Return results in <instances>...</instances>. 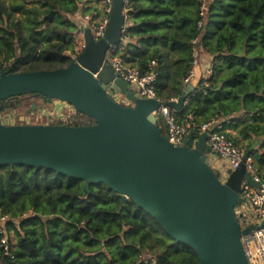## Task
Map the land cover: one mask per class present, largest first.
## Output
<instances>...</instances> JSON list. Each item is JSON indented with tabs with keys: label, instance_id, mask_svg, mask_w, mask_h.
Wrapping results in <instances>:
<instances>
[{
	"label": "trees",
	"instance_id": "obj_1",
	"mask_svg": "<svg viewBox=\"0 0 264 264\" xmlns=\"http://www.w3.org/2000/svg\"><path fill=\"white\" fill-rule=\"evenodd\" d=\"M102 1L0 0V73L70 65L81 52L76 18L98 16ZM127 11L114 54L141 75L155 74L166 103L181 96L198 40L212 74L171 114L179 124L218 121L245 152L262 141L249 158L264 182V0H128ZM94 122L79 113L70 125ZM157 125L165 135L163 120ZM0 209L9 218L0 223V264H200L192 247L102 183L87 191L84 181L51 169L0 165Z\"/></svg>",
	"mask_w": 264,
	"mask_h": 264
},
{
	"label": "water",
	"instance_id": "obj_2",
	"mask_svg": "<svg viewBox=\"0 0 264 264\" xmlns=\"http://www.w3.org/2000/svg\"><path fill=\"white\" fill-rule=\"evenodd\" d=\"M125 7V0H112L99 40L89 26L80 27L84 49L67 67L0 73V103L7 108L10 98L35 94L66 102L95 121L80 126L0 124V165L51 169L84 181L87 191L90 183H102L144 209L175 241L192 247L200 264H248L242 236L257 227L242 229L235 210L245 203L242 182L260 184L244 163L228 168L224 181L218 177L208 159L214 127L199 136L190 132L182 145L170 143L151 115L160 102L138 97L108 66L106 54L124 38ZM191 91L187 85L165 105L179 111ZM36 108L33 104L27 114ZM261 142L254 141L244 161Z\"/></svg>",
	"mask_w": 264,
	"mask_h": 264
},
{
	"label": "built area",
	"instance_id": "obj_3",
	"mask_svg": "<svg viewBox=\"0 0 264 264\" xmlns=\"http://www.w3.org/2000/svg\"><path fill=\"white\" fill-rule=\"evenodd\" d=\"M102 3H104L106 7L105 16H97L96 12L94 14H88L85 16L87 20L86 24L91 28L96 40L104 37L105 30L109 23V13L112 6V0H103ZM125 4V12L127 13L128 0H125ZM127 26L128 15L126 16V25L123 29L124 35ZM197 42L198 40L194 41V52L196 57L193 62V68L185 80V87L190 84V81L194 76V68L199 64L197 57L199 50L197 47ZM115 49L116 48H112L106 54L105 62L115 72L118 78L127 82L134 90H136L138 97L160 102V107L156 111L152 112L151 115L154 117L156 123L159 120H163L165 136L170 143H172L174 146L182 145L190 132H194L196 136H199L200 134L208 132L212 127H214V131L209 134L207 141V144L213 151V154L216 155L220 160L224 161L227 167L230 169H237L242 163H244L246 165L247 172L250 173L253 180L260 184V187L256 188L245 180L242 182L240 196L245 199V203L237 208L235 212L242 229L252 225L257 227L249 234L242 236V245L248 260V264H264V226H260L261 223L264 222V183L259 176L256 167L253 165L252 160L249 158L247 161H244L245 151L236 145L232 138L228 136L227 132L223 130L222 125L218 121L206 123L202 126H196L190 122L183 124L177 123L171 114V108L167 107L165 105L166 102L158 98L156 94L154 87L156 82L155 74L150 73L141 75L138 70L126 65L118 55H115ZM211 74L212 62L210 67L207 68L206 75L203 79H207L209 76H211ZM113 97L119 102L123 103L125 101L122 99V96L114 95ZM54 101L59 104L55 106L56 111H60L56 112V117H54L50 112L46 114V108L37 109L36 112L33 111L28 114L37 115L38 117L39 114H41L39 118H35V124H43L44 122L41 121L44 119V117H51L53 119L49 124L61 122L62 124L70 125L71 123L77 121L79 112L72 105L60 100ZM46 121H48V119ZM45 124L47 123L45 122ZM8 219V216L3 215L0 209V223L2 224L3 228ZM1 243L4 246V250L8 252L9 247L7 239L3 238Z\"/></svg>",
	"mask_w": 264,
	"mask_h": 264
},
{
	"label": "rangeland",
	"instance_id": "obj_4",
	"mask_svg": "<svg viewBox=\"0 0 264 264\" xmlns=\"http://www.w3.org/2000/svg\"><path fill=\"white\" fill-rule=\"evenodd\" d=\"M81 36V38H80ZM79 40H78V51H82L84 49V40H83V36L80 33L78 36ZM202 52L200 51V49L198 50L197 53V57L199 59L200 54ZM35 101L38 102V104L34 103ZM124 105H127V102L124 101L123 102ZM31 104V105H30ZM33 104H36L37 109H43L46 108L47 112L46 114H48L49 112L52 113V115L54 117H56V112H60V111H56L55 106L59 105L57 102H55L54 100L51 101H41L38 100L36 98V96H28L26 98L23 99H17V100H9L8 101V105L9 107L3 110V107H5L4 103H0V124H4V125H19V124H30V125H42V124H35V118H39L41 116V114H39V117L37 115H28L27 112L31 110V107ZM30 105V106H29ZM35 110V112H36ZM31 113V112H30ZM29 113V114H30ZM48 119V121H46ZM53 120L51 117H44V119L41 122H44V125H48L50 123V121ZM45 122L47 124H45ZM209 160H210V166L214 169L215 166H217L216 164H218V168H215L214 170L217 172L219 178L224 181V179H226L227 175H226V171L228 169L227 166H224L220 163V161H212L213 160V156L212 154L209 155ZM219 164L221 166V169L219 168Z\"/></svg>",
	"mask_w": 264,
	"mask_h": 264
},
{
	"label": "crops",
	"instance_id": "obj_5",
	"mask_svg": "<svg viewBox=\"0 0 264 264\" xmlns=\"http://www.w3.org/2000/svg\"><path fill=\"white\" fill-rule=\"evenodd\" d=\"M95 7L98 10V13L101 17L106 15V7H105L104 3L96 4ZM85 16L86 15L79 14L76 18L81 23L82 26H87V24H86L87 20H86ZM80 38H81V36H80ZM198 60H199V64L197 67L194 68V76L192 77L190 84H189V85H191L192 90L195 89L198 86V84L200 83V81L205 77L206 70H207V68L210 67V64L212 62V58L209 55L205 54L204 52H202L200 54V57ZM122 99H124V98H122ZM127 104H128V102H127ZM212 156H213V160H212L213 162L219 160L220 163L223 165V167L227 166L226 163L224 161L220 160L216 155L212 154ZM208 159H209V156H208ZM209 164H210V160H209ZM216 165L217 166H215V168H218V164H216ZM219 168L221 169L220 164H219Z\"/></svg>",
	"mask_w": 264,
	"mask_h": 264
},
{
	"label": "flooded vegetation",
	"instance_id": "obj_6",
	"mask_svg": "<svg viewBox=\"0 0 264 264\" xmlns=\"http://www.w3.org/2000/svg\"><path fill=\"white\" fill-rule=\"evenodd\" d=\"M26 97H28V96H23V97H21V99L26 98ZM16 98H17V97L10 98L9 100H17ZM9 100H8V101H9ZM4 104H5V103H4Z\"/></svg>",
	"mask_w": 264,
	"mask_h": 264
}]
</instances>
